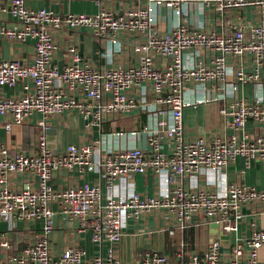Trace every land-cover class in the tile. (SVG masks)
<instances>
[{
    "label": "built area",
    "instance_id": "built-area-1",
    "mask_svg": "<svg viewBox=\"0 0 264 264\" xmlns=\"http://www.w3.org/2000/svg\"><path fill=\"white\" fill-rule=\"evenodd\" d=\"M25 1L0 3V11L13 18L12 23L0 25V38L14 42L29 39L34 49L30 61L0 57V86L22 84L18 96L0 98V127L8 131L39 113L40 130L27 153L10 152L0 143V218L9 227L17 221L38 220L41 228L19 252L8 256L7 264H264V255L260 256L264 228L253 223L249 234L231 247L227 260L218 238L202 253L177 263L158 251L145 252L125 263L114 251L125 219L147 211H166L180 227L200 214L207 222L221 223L224 232H231L238 229L242 205H264V182L256 188L222 175L220 184L215 185L216 173L238 158L243 165L241 174L255 162L264 167V132L258 128L264 127V0H135V5L121 10L109 6L112 0H93L98 6L93 14L33 9ZM187 5L195 6L200 15L197 25L186 16ZM248 6L258 8L257 22L242 23L224 15L227 10ZM160 7L176 17L164 30L158 23ZM207 11L222 26L219 31L206 29ZM81 28L109 43L111 51L121 50L124 39L137 54L138 64L94 65L83 60L77 46L69 42L60 67L55 61L59 46L54 32ZM247 59L249 67L245 66ZM246 84L253 85L252 98L240 94ZM213 101L221 102L219 111L230 133L210 139L186 137L183 108ZM65 111L80 114L87 127L135 111L146 113L152 118L142 130L148 148L105 144L103 137L52 151L47 146L46 120ZM248 121L257 127L253 133L245 130ZM123 132L111 131L107 138ZM129 132L134 135L137 131ZM164 140L170 143L168 151ZM59 169H76L79 174L97 170L104 179L106 195L99 183L88 181L54 186L53 172ZM149 171L162 183L156 194L113 191L117 178L131 179ZM14 173L35 177L36 185L27 178L13 187ZM200 173L210 184H199ZM57 212L78 220L80 228L90 229L92 243L107 241V253L88 256L78 244L52 252L49 236ZM9 246L6 232L0 231V247Z\"/></svg>",
    "mask_w": 264,
    "mask_h": 264
},
{
    "label": "crops",
    "instance_id": "crops-1",
    "mask_svg": "<svg viewBox=\"0 0 264 264\" xmlns=\"http://www.w3.org/2000/svg\"><path fill=\"white\" fill-rule=\"evenodd\" d=\"M6 2L7 0H0V3ZM25 3L33 9L44 7L60 14L65 12L93 14L98 10V6L93 0H26ZM135 4V0H112L109 2V6L115 10H121L124 7ZM194 7L186 6L188 12L186 16H190V19H193V24L197 25L200 21V15H197ZM157 12L160 15L158 23L161 29H167L170 24L175 23L176 17L168 14L164 7L158 8ZM257 12V7L248 6L241 9L227 10L224 15L234 21L249 23L258 21ZM204 17L206 18V29L219 31L222 28L214 18L213 13L207 11ZM12 22L13 18L8 12L0 11V25ZM54 37L59 46L55 54V61L60 67L64 63L65 47L69 42L77 46L83 60L94 65L111 67L138 64L137 54L132 52L124 39L123 42L125 44L121 50L111 51L109 43L84 28L58 30L54 32ZM33 53V44L29 39L23 42H14L0 38L1 58L17 57L22 61H30ZM248 63L249 59L245 61L246 67H249ZM21 93V83L15 86H0V98L18 96ZM240 94L247 98H252L253 85H243L240 89ZM220 105V101H213L183 108L186 137L193 138L203 135L210 139L215 135L230 133L226 125V119L220 114ZM40 118L39 113H34L30 119L20 125H12L8 131L1 126L0 143L6 145L10 152H30L34 147L40 130L37 125V121ZM2 121L5 122V118ZM150 121H152L150 115L135 111L123 118L106 120L100 126L87 127L85 126L84 118L80 114L75 111H65L63 114L51 116L46 120L48 124L46 130L47 146L50 150L59 152L63 151L69 143L82 144L104 137L105 144L110 142L117 146L137 145L146 149L148 148L146 133L142 130ZM258 128L264 132V127ZM256 129L257 127L251 121H248L245 125V130L249 133H253ZM117 130L125 132L108 140V133ZM131 130L137 131L136 134L132 135L129 132ZM163 143L164 150L168 151L170 143L166 140ZM96 150H101V148H96ZM97 154L98 152H96ZM242 167V160L238 158L223 171H218L215 185L220 184L222 175H224L228 181L241 180L246 184L261 188L264 182V167L262 163H253L243 174L240 172ZM27 178L31 180L33 185H36L35 177L22 173L12 174L11 185L18 187ZM198 180L203 187L210 184V182L207 183L209 179H204V173H200ZM85 181L99 183L102 194L106 195L107 190L104 179L97 170L85 171L83 174H79L76 169L72 171L59 169L53 172L52 184L56 187ZM114 183V192L135 190L142 194L150 195L156 194L162 184L160 178L152 171L146 174H135L131 179L119 177ZM241 209L243 216L239 221L238 229L231 232L222 230V233L219 226H210V222H207L205 217L200 214L193 215L188 225L180 227L166 211H147L137 217L125 219L122 227L123 233L114 251L118 259L125 263L134 262L148 251H158L166 254L171 262L177 263L187 260L193 253H202L213 239L218 238L222 256L227 260L231 247L236 241L249 234L251 223L257 228H264V205L246 203L242 205ZM55 214L54 227L49 236V245L52 252L60 253L69 245L78 244L86 249L88 256L96 253H107L109 247L107 241H103L100 245L92 243L90 241V229L80 228L76 219L67 218L59 212ZM40 228L41 224L38 220L29 223L17 221L12 227H9L8 222L0 218V231L6 232V237L10 243L8 248L0 247V264H7L8 256L19 252L28 241L38 235ZM263 255L264 248L260 249V256Z\"/></svg>",
    "mask_w": 264,
    "mask_h": 264
},
{
    "label": "water",
    "instance_id": "water-1",
    "mask_svg": "<svg viewBox=\"0 0 264 264\" xmlns=\"http://www.w3.org/2000/svg\"><path fill=\"white\" fill-rule=\"evenodd\" d=\"M55 207V206H54ZM56 219V214H54L53 220L55 221ZM210 226H219V228L221 229V233H222V224L221 223H216V222H210Z\"/></svg>",
    "mask_w": 264,
    "mask_h": 264
}]
</instances>
